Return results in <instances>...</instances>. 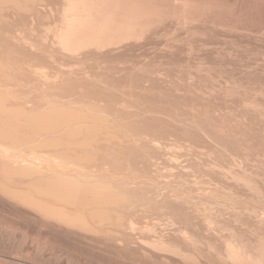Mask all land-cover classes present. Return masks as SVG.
Masks as SVG:
<instances>
[{"label":"rangeland","instance_id":"obj_1","mask_svg":"<svg viewBox=\"0 0 264 264\" xmlns=\"http://www.w3.org/2000/svg\"><path fill=\"white\" fill-rule=\"evenodd\" d=\"M2 1L0 264H264V0Z\"/></svg>","mask_w":264,"mask_h":264},{"label":"bare ground","instance_id":"obj_2","mask_svg":"<svg viewBox=\"0 0 264 264\" xmlns=\"http://www.w3.org/2000/svg\"><path fill=\"white\" fill-rule=\"evenodd\" d=\"M4 1V0H3ZM2 1V2H3ZM18 1V0H17ZM21 1V0H20ZM94 1V0H93ZM103 1H105V0H103ZM107 1V0H106ZM115 1V3H117L116 2V0H114ZM121 1V0H120ZM140 0H138L137 2H139ZM151 1V0H150ZM6 2V1H5ZM23 2V1H22ZM91 2V1H90ZM89 2V3H90ZM127 2V1H126ZM129 2V1H128ZM130 2H133V0H131ZM135 2V1H134ZM152 2V1H151ZM156 2H158L157 0H156ZM156 2H155V4H156ZM7 3H9V2H7ZM11 3H13V1L11 2ZM14 3H15V1H14ZM13 3V4H14ZM40 3V2H39ZM100 3H102V2H100ZM110 3V2H109ZM114 3V4H115ZM136 3V2H135ZM140 3V2H139ZM6 4V3H5ZM96 4H98V3H96ZM108 4V3H107ZM127 4H129V3H127ZM134 4V3H133ZM132 4V5H133ZM137 4V3H136ZM135 4V5H136ZM1 5V4H0ZM90 5V4H89ZM122 5H124L123 3H122ZM141 6H142V4H140ZM139 5V6H140ZM152 5V4H151ZM3 6V5H2ZM20 6V5H19ZM29 6V5H28ZM91 6V5H90ZM99 6H101V5H99ZM127 6V5H126ZM155 6V5H154ZM171 6V5H170ZM10 7H12V6H10ZM89 7V6H88ZM87 7V8H88ZM120 7H122V6H120ZM130 7H132V6H130ZM133 7H135V6H133ZM156 7H157V4H156ZM92 8V7H91ZM128 8V7H127ZM141 8H143V7H141ZM158 8V7H157ZM156 8V9H157ZM160 8H162L161 6H160ZM34 9V8H33ZM72 9V8H71ZM100 9V8H99ZM105 9V8H104ZM120 9V8H119ZM126 9V8H125ZM132 9V8H131ZM144 9V8H143ZM148 9V8H147ZM155 9V8H154ZM164 9H165V7H164ZM168 9V8H167ZM171 9V8H170ZM3 10V9H2ZM66 10V9H65ZM101 10V9H100ZM121 10V9H120ZM133 10V9H132ZM139 10H140V12L138 13V14H140L141 13V9L139 8ZM162 10V9H161ZM69 11V10H68ZM67 10L65 11V13L66 12H68ZM74 11V10H73ZM89 11H91L90 10V8H89ZM111 11V10H110ZM129 11V10H128ZM138 11V10H137ZM136 11V12H137ZM147 11V10H146ZM146 11H145V14H146ZM151 11V10H150ZM159 11V10H158ZM93 12V11H92ZM97 12V11H96ZM100 12V11H99ZM119 12V11H118ZM127 12V11H126ZM148 12V11H147ZM18 13V12H17ZM25 13V12H24ZM69 13V12H68ZM90 13V12H89ZM102 13V12H101ZM108 13V12H107ZM134 13H135V11H134ZM133 13V14H134ZM150 13H152V12H150ZM150 13L149 14H147V15H150ZM154 13V12H153ZM132 14V13H131ZM135 14H137V13H135ZM142 14V13H141ZM124 15H126V14H124ZM152 15V14H151ZM151 15H150V18H151ZM163 15V14H162ZM113 16V15H112ZM115 16V15H114ZM113 16V17H114ZM119 16H120V14H119ZM129 16V15H128ZM136 16V15H135ZM157 16V15H156ZM156 16H154V17H156ZM172 16V15H171ZM87 17H90V15L89 16H87ZM100 18H101V16H99ZM102 17H104V16H102ZM107 17H108V15H107ZM139 17V16H138ZM158 17V16H157ZM162 17V16H161ZM66 18H67V16H66ZM72 18H73V15H72V17H71V19L69 20L68 18H67V21H66V31L64 30V29H62V31H64V32H60V34L58 33L57 34V39L58 40H56L57 42L56 43H58V44H60V46L64 49V50H66V51H69V52H77V51H79V50H81V49H83L84 47H87V46H92V45H94V44H96L97 46L99 45H101L102 46V44L103 45H105V44H110V42H112V40H110V42H108V40L109 39H111L110 37V33L108 32V31H110V32H113V31H117L118 29H116L117 27H116V25H115V27H114V25H112V24H114V22L113 23H109L108 21H111V19L110 18H104L105 19V21H104V19H102L101 21H102V23L100 22V24L99 25H95V23H94V25H92V24H90V22H89V24L88 23H86V21H84V22H80L79 23V25L78 26H76L75 24H74V20H72ZM97 18H98V16H97ZM122 18V17H121ZM140 18V17H139ZM146 18H147V16H146ZM150 18H149V20L147 19V21L148 22H150ZM159 18V17H158ZM110 19V20H109ZM115 19V18H114ZM132 19V18H131ZM152 19V18H151ZM162 19V18H161ZM121 20V19H120ZM130 20V19H129ZM142 20H144L145 21V19H142ZM141 21V20H140ZM154 21V20H153ZM156 21V20H155ZM93 22V21H92ZM128 22V21H127ZM126 22V23H127ZM132 22V21H131ZM134 22H136V20L134 21ZM110 24H111V26H110ZM119 24V23H118ZM130 24V23H129ZM132 24V23H131ZM145 24V23H144ZM143 24V25H144ZM148 24V23H147ZM151 24V23H150ZM153 24V23H152ZM159 24V23H158ZM127 25V24H126ZM154 25H156V24H154ZM142 26V25H141ZM144 26H146V25H144ZM114 27V28H113ZM124 27V26H123ZM131 28V27H130ZM134 28V27H133ZM136 28H138V27H136ZM122 29V28H121ZM135 29V28H134ZM146 29V28H145ZM150 28H148V30H149ZM128 31H129V28L127 29ZM137 30V29H136ZM143 30V29H142ZM147 30V29H146ZM131 31H132V29H131ZM109 34H108V33ZM118 32V31H117ZM122 32V31H121ZM114 33V32H113ZM108 35L110 36V37H108ZM55 36V35H54ZM141 36V35H140ZM55 38H56V36H55ZM109 38V39H108ZM116 38V37H115ZM119 39V38H118ZM119 41V40H118ZM124 41V40H123ZM108 42V43H107ZM113 43V42H112ZM119 44H121V42L119 43ZM114 45V44H113ZM117 45V44H116ZM115 45V46H116ZM59 46V45H58ZM98 46V47H99ZM107 46V45H106ZM109 46V45H108ZM94 47V46H93ZM81 52V51H80ZM1 94V93H0ZM7 99V98H6ZM1 104V103H0ZM7 104V103H6ZM8 107V106H7ZM3 108H5V107H3ZM0 110H2V109H0ZM8 110V109H7ZM17 110V109H16ZM3 112V111H2ZM19 114V113H18ZM29 115H31V113H29V114H27V116H29ZM18 116V115H17ZM22 116H25V115H22ZM53 116V115H52ZM57 116V115H56ZM52 117V118H48L47 120H46V117L44 116V115H42V117H44V120L45 121H43V120H41L42 118H40V120L38 119V123H39V121H43L42 123L40 122V125L42 126L41 128L42 129H40V130H43V132H41V134L42 133H44V131H47V132H50V133H52L53 135L52 136H54V135H59V134H66L67 133V135L69 134V135H71L70 133L72 132V129L70 128V130L71 131H69L68 130V125L67 126H65L66 125V122L65 121H63V120H65L64 119V117L63 116H61V118H62V120H61V118H59V116L58 117ZM7 117V116H6ZM5 116L4 117H2V119L4 118H6ZM9 117V116H8ZM16 117V116H15ZM21 117V116H20ZM26 117V116H25ZM33 117H35L34 115H33ZM33 117L32 116H30V118H32L33 119ZM36 117H39V116H36ZM48 117H50V115L48 116ZM10 118V117H9ZM17 118V117H16ZM21 118H23V117H21ZM67 118V117H66ZM24 119L25 118H23L22 120L24 121ZM32 119H30V120H32ZM37 118H35L34 120H36ZM71 120H70V122L72 121V118H70ZM10 120V119H9ZM28 120H29V117H28V119H27V121L25 122V123H27L28 122ZM34 120H32V122H34ZM68 120V119H67ZM3 121V120H2ZM5 121V120H4ZM19 121H21V120H19ZM22 121V122H23ZM75 121V120H74ZM14 122V121H13ZM13 122H12V126H13ZM31 122V121H30ZM69 122V121H68ZM3 123H5L6 125H9L8 124V120H6V122H3ZM2 123V124H3ZM11 123V122H10ZM18 123H20V122H18ZM36 123V122H35ZM34 123V124H35ZM72 123V122H71ZM71 123H69V126H70V124ZM5 124H3L4 126H6ZM31 124V123H30ZM68 124V123H67ZM28 125V129H29V124L27 123L26 124V126ZM36 125H37V123H36ZM36 125H32L31 124V128L33 127V126H36ZM44 125H46L45 127H43ZM3 126V127H4ZM23 126V125H22ZM26 126H25V129H26ZM39 126V125H38ZM65 127H67V128H65ZM71 127V126H70ZM15 128V127H14ZM14 128H11V129H13L14 130ZM30 128V129H31ZM36 128V129H35ZM38 128H40V127H38ZM0 129H1V127H0ZM5 129V130H4ZM3 130H1V133L2 134H4V136H5V133H9V134H13V133H10V131H8L6 128H4ZM28 129H26L25 131H27ZM29 129V131L30 132H32V129L30 130ZM34 129L36 130V131H38L37 130V126L36 127H34ZM13 130H12V132H13ZM19 130H22V129H19ZM18 130V131H19ZM34 130V131H35ZM40 130H39V133H40ZM24 131V130H23ZM24 131V132H25ZM17 132V131H16ZM69 132V133H68ZM75 132L76 131H73L72 133H74V135H75ZM82 132H83V129H82ZM1 133H0V135H1ZM15 133V132H14ZM18 133V132H17ZM20 133V132H19ZM23 133V132H22ZM26 133V132H25ZM33 133V132H32ZM44 134H46V132L44 133ZM8 135V134H7ZM50 135V134H49ZM48 135V136H49ZM76 135H77V133H76ZM47 136V135H46ZM9 137V136H8ZM7 137V138H8ZM56 137V136H55ZM70 138L72 137V136H69ZM5 138V137H4ZM26 138V137H25ZM40 138V137H39ZM43 138V137H42ZM41 138V139H42ZM13 139H14V137H13ZM32 139H34V138H32ZM44 139V138H43ZM42 139V140H43ZM47 139V138H46ZM46 139L44 140V141H46ZM50 139V138H49ZM52 139V138H51ZM56 139V138H55ZM63 139L64 138H60L59 140L60 141H63ZM69 139V138H68ZM90 139H92V138H90ZM4 140V139H3ZM7 140V139H6ZM9 140H11V139H9ZM38 140V139H37ZM58 139L56 140L57 141V143H58V141H59ZM74 140V139H73ZM23 141V140H22ZM51 141H53V140H51ZM55 141V140H54ZM56 141L55 142H53V143H51L52 145L54 144V143H56ZM64 141H66L65 139H64ZM69 141H70V139H69ZM69 141L66 143L67 145H69ZM75 141H78V140H76L75 139ZM75 141H72V142H75ZM81 141V140H80ZM142 141H144V140H142ZM19 142V141H18ZM72 142H70V143H72ZM7 143V142H6ZM15 143V142H14ZM13 143V144H14ZM23 143V142H22ZM25 143V142H24ZM39 143V142H38ZM44 143V142H43ZM47 144H48V142H46ZM56 143V145H57V147H59V144H57ZM59 143H61V142H59ZM145 144H146V142H144ZM8 144V143H7ZM11 144V143H10ZM61 144H63V143H61ZM76 144V143H75ZM85 144V143H84ZM87 144V143H86ZM85 144V145H86ZM4 145V144H3ZM18 145V144H17ZM23 145V144H22ZM26 145H28V144H26ZM32 145H34V144H32ZM37 145V144H36ZM39 145V144H38ZM49 145V144H48ZM52 145H51V147H50V150L47 148V150H49V151H51V148L54 150V148H56V146L53 148L52 147ZM64 145V144H63ZM66 145V146H67ZM13 146V145H12ZM25 146V145H24ZM61 146V145H60ZM70 147L72 146V144H70L69 145ZM84 146V145H83ZM87 146V145H86ZM23 147V146H22ZM26 147V146H25ZM29 147V146H28ZM30 147H32L31 145H30ZM63 147V146H62ZM69 147V148H70ZM74 147V146H73ZM1 148H3V146L1 147ZM13 148V147H12ZM17 148V147H16ZM19 148V147H18ZM40 148V147H39ZM61 148V147H60ZM59 148V149H60ZM64 149H62V150H67V147L65 148V147H63ZM38 149V148H37ZM36 149V150H37ZM57 149V154H58V152H60V151H58L59 149L58 148H56ZM17 150V149H16ZM28 150V149H27ZM43 150V149H42ZM69 150V149H68ZM71 150V149H70ZM73 150H74V148H73ZM15 151V150H14ZM25 152V151H24ZM52 153H53V151H51ZM55 152H56V150H55ZM9 153H11V152H9ZM6 154V153H5ZM20 154V153H19ZM27 154H29V153H27ZM56 154V153H55ZM16 155H18V154H16ZM69 155H70V153H69ZM20 156V155H19ZM57 156V155H56ZM71 156V155H70ZM61 158V157H60ZM33 160V159H32ZM25 161V160H24ZM10 162V161H9ZM0 163H2V161L0 162ZM49 164V163H48ZM51 164V163H50ZM1 165H3V164H1ZM28 165V164H27ZM11 166V165H10ZM15 167V166H14ZM17 167V166H16ZM21 167V166H20ZM28 167V166H27ZM24 168V167H23ZM2 169V168H1ZM8 169V168H7ZM11 169H12V166H11ZM15 169V168H14ZM14 169H13V171H14ZM17 170H18V168H17ZM17 170L15 171L16 173H17ZM22 170V169H21ZM20 170V171H21ZM31 170V169H30ZM3 171V170H2ZM7 170H5L4 172H6ZM10 171V170H9ZM27 171V170H26ZM29 171V170H28ZM9 173V172H8ZM11 173V172H10ZM19 173V172H18ZM22 173V172H21ZM47 173V172H46ZM25 174V173H24ZM27 174H28V172H27ZM31 174V173H30ZM35 174V173H34ZM45 174V173H44ZM52 174V173H51ZM60 174V173H59ZM12 175V174H11ZM21 175V174H20ZM32 175H33V173H32ZM50 175V174H49ZM55 175V174H54ZM28 176H29V174H28ZM62 176H65V175H62ZM25 177H26V174H25ZM40 177V176H39ZM46 177V176H45ZM44 177V179H46ZM53 177V176H52ZM56 177H61V174H60V176L58 175H56ZM50 178V177H49ZM62 178V177H61ZM39 179V178H38ZM56 179V178H55ZM55 179H54V181H55ZM71 179V178H70ZM38 181V180H37ZM46 181V180H45ZM50 181H52V180H50ZM60 181H62V180H60ZM59 181V182H60ZM43 182V181H42ZM57 182V181H56ZM58 182V184L60 185L61 183H59ZM49 183V182H48ZM52 183V182H51ZM70 183V182H69ZM68 183V184H69ZM47 184V183H46ZM54 185V184H53ZM53 185H50V186H53ZM55 185H57V184H55ZM59 185H57L56 187H54V188H56L55 189V191H54V194H56L57 196H62L63 198H64V196H65V198L67 197H69V199H71L70 198V194H74V193H76L77 194V192H79V190L77 191V190H74L76 187H75V185H74V189H72V186L71 185H66L67 187H58ZM63 185V184H62ZM77 185V184H76ZM92 185V184H91ZM43 187H45L44 185H42ZM42 186H41V189H42ZM70 186H71V188H70ZM69 187V188H68ZM46 188V187H45ZM54 188L52 189V190H54ZM47 189H48V186H47ZM46 189V191H48ZM78 189V188H77ZM93 189V188H92ZM51 190V191H52ZM94 190V189H93ZM41 191V190H40ZM43 191V190H42ZM44 191H45V189H44ZM43 191V192H44ZM75 191V192H74ZM90 191V190H89ZM42 192V193H43ZM53 192V191H52ZM82 193V192H81ZM93 193V192H92ZM43 194H45V193H43ZM50 194V193H49ZM48 194V195H49ZM79 194V193H78ZM87 194V193H86ZM89 194H90V192H89ZM95 195H96V193H94ZM99 194V193H98ZM52 195V194H51ZM50 195V196H51ZM74 196H77V195H75L74 194ZM80 196V195H79ZM79 196H78V199L76 198V197H74V199H77V200H79L80 198H81V196H80V198H79ZM85 196V195H84ZM92 196H90V198H91ZM97 197V196H96ZM101 197V196H100ZM60 198V197H59ZM66 198V199H67ZM61 199V198H60ZM65 199V200H66ZM84 199V198H83ZM97 200V199H96ZM96 200H95V203H96ZM70 201V200H69ZM72 201V203H73V200H71ZM70 201V202H71ZM87 201V200H86ZM93 201V200H92ZM69 202V203H70ZM76 202V201H75ZM74 202V203H75ZM78 202V201H77ZM76 202V203H77ZM82 202H85L84 200L82 201ZM88 202H91L90 201V199H89V201ZM94 202V201H93ZM85 203H87V202H85ZM90 204V203H89ZM152 246H154V247H156V248H168V246L165 244V243H163V242H155V243H153V244H151ZM229 254H230V256L231 257H233L234 256V254H233V252L231 251V249H229Z\"/></svg>","mask_w":264,"mask_h":264}]
</instances>
